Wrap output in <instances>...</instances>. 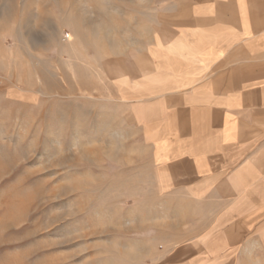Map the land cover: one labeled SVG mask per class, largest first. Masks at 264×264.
Returning a JSON list of instances; mask_svg holds the SVG:
<instances>
[{
    "label": "rangeland",
    "instance_id": "1",
    "mask_svg": "<svg viewBox=\"0 0 264 264\" xmlns=\"http://www.w3.org/2000/svg\"><path fill=\"white\" fill-rule=\"evenodd\" d=\"M186 1L0 0V264H264V222L225 251L196 235L126 102Z\"/></svg>",
    "mask_w": 264,
    "mask_h": 264
},
{
    "label": "crops",
    "instance_id": "2",
    "mask_svg": "<svg viewBox=\"0 0 264 264\" xmlns=\"http://www.w3.org/2000/svg\"><path fill=\"white\" fill-rule=\"evenodd\" d=\"M181 6L125 98L157 187L204 214L196 235L225 251L264 222V0Z\"/></svg>",
    "mask_w": 264,
    "mask_h": 264
}]
</instances>
